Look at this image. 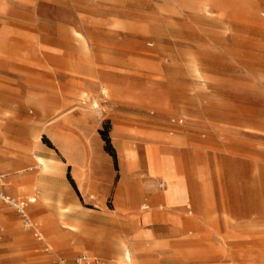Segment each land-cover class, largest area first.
<instances>
[{"label":"rangeland","instance_id":"rangeland-1","mask_svg":"<svg viewBox=\"0 0 264 264\" xmlns=\"http://www.w3.org/2000/svg\"><path fill=\"white\" fill-rule=\"evenodd\" d=\"M87 1L0 0L1 53L13 66L0 69V109L49 98L48 52L87 59L90 77L58 74V98L75 105L58 114L101 117L121 100L125 149L110 142L116 157L123 150L146 166L147 196L110 219L111 197L49 209L5 183L4 194L25 201L29 226L0 199V264H69L80 254L119 264L123 245L129 264H264V0ZM67 32L85 44L63 54ZM112 126L105 119L99 130L110 137ZM38 134H29L34 152ZM119 237L120 251L109 250Z\"/></svg>","mask_w":264,"mask_h":264},{"label":"crops","instance_id":"crops-1","mask_svg":"<svg viewBox=\"0 0 264 264\" xmlns=\"http://www.w3.org/2000/svg\"><path fill=\"white\" fill-rule=\"evenodd\" d=\"M67 34L59 38L63 47L61 53L69 52L75 46L74 43L85 44L83 36L80 39L71 36L70 32ZM84 49V47L81 49L83 54ZM54 51L48 52V57L45 56L49 68L41 70L49 76V98L32 100L27 103L18 101L16 109L11 105L13 103L7 102L0 109V170L12 173L17 169L31 166L38 170L42 166V170L22 175L11 174L8 178L5 173H0V175L5 176L12 195L34 192L39 198L38 205L47 204L49 209H56L58 203L67 201L74 210L78 206L77 203H80V199L101 207L109 197H111L114 209L113 213L105 214L107 218L121 216L122 212L128 209H137L141 200L147 196L145 179L150 177V174L146 166L144 172L139 169L136 160L132 159L131 153L127 159L126 154L121 150L118 152L119 157H116L115 167L113 158L105 151L98 134L101 123L109 119L113 124L109 138L118 142L117 139L123 138L125 129L122 119L124 117L121 111L115 110L123 104L122 101L114 99L106 103L104 107L109 110L101 117L84 109L66 110L58 114L60 107L75 106L73 100L68 97L58 98V74L65 73L70 77L69 80L74 82L75 75L90 77L91 64L87 59L79 61ZM22 62L24 73L28 75L34 70L29 61L24 59ZM12 68L11 63L1 53L0 46V69ZM68 72L71 75H68ZM43 90L42 87L41 91ZM83 99L81 100L85 101ZM126 104L132 106L131 103ZM10 108L14 109L10 110ZM27 108L34 110V118L29 115ZM32 129L39 131L38 141H36L37 152L31 149L29 134ZM42 136L48 138L52 147H47L40 141ZM119 143H121V149H125V143L121 141ZM38 158L43 159L45 165L40 164ZM163 169L165 173H168L165 166ZM67 173L72 183L68 180ZM169 193L161 195L163 200L161 206H166L164 202L169 198ZM31 198L33 201H29ZM155 198H157L156 195H150L151 200ZM27 202H36V197L30 195ZM70 220L72 222L74 219ZM119 241H121L120 237L114 238L107 243V248L111 251H120L116 247ZM125 255H128V260ZM97 259L100 260L99 264H105L101 258ZM117 259L119 264L131 263V254L124 245Z\"/></svg>","mask_w":264,"mask_h":264},{"label":"built area","instance_id":"built-area-1","mask_svg":"<svg viewBox=\"0 0 264 264\" xmlns=\"http://www.w3.org/2000/svg\"><path fill=\"white\" fill-rule=\"evenodd\" d=\"M6 183V178L4 175H0V199L11 206L12 208L16 209L17 212L21 215L23 218V221L25 225L29 226L26 214L24 212V207H25V201L21 200L19 201L18 199H15L11 197L10 195H6L3 193V189ZM35 236L38 237V233H35ZM99 260L97 258L91 259L90 257L86 256L85 254H80L78 255L73 262L69 264H99Z\"/></svg>","mask_w":264,"mask_h":264},{"label":"trees","instance_id":"trees-1","mask_svg":"<svg viewBox=\"0 0 264 264\" xmlns=\"http://www.w3.org/2000/svg\"><path fill=\"white\" fill-rule=\"evenodd\" d=\"M99 133H100L101 138H102V140L104 142V149L113 158L114 164H115V167H116L115 151H114V148L111 145L110 138L108 136V132H107L106 128L100 129Z\"/></svg>","mask_w":264,"mask_h":264},{"label":"bare ground","instance_id":"bare-ground-1","mask_svg":"<svg viewBox=\"0 0 264 264\" xmlns=\"http://www.w3.org/2000/svg\"><path fill=\"white\" fill-rule=\"evenodd\" d=\"M82 97H86V95H82ZM38 162L40 164H42V165H45V161L43 159H41V158H38ZM4 188H5V186H4ZM29 201H33V199H30ZM142 208H146V207L144 206ZM90 258L93 259V258H96V257L95 256H90ZM125 258H126V260H128V258H129L128 255H125Z\"/></svg>","mask_w":264,"mask_h":264}]
</instances>
